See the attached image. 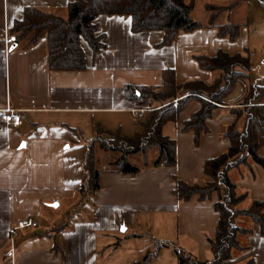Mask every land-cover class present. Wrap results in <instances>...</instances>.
<instances>
[{"label":"crops","instance_id":"obj_1","mask_svg":"<svg viewBox=\"0 0 264 264\" xmlns=\"http://www.w3.org/2000/svg\"><path fill=\"white\" fill-rule=\"evenodd\" d=\"M71 1L0 0V116L6 108L15 109L22 121L11 126L0 118V264H134L155 249L150 264H178L180 249L210 264L208 240L215 239L219 219L214 203L224 189L202 201L193 196L180 202L172 193L174 178L199 185L210 181L203 165L229 147L223 134L234 121L231 111L243 93L241 84L213 110L197 146L193 133L181 127L200 108L198 100H189L177 121L163 125L162 135L175 143L174 167L130 175L104 166L99 189L86 197L77 194L85 182V142L100 130L128 137L142 130L150 106L127 99L125 85L158 87L165 69L173 70L179 84H210L219 73L200 69L194 57L218 51L248 56V39L219 37L220 26L236 25L219 21L220 13L213 19L209 14L203 23L193 19L201 28L179 33L169 45L162 44V31L133 33L129 18L99 16L96 35L102 36L103 47L93 53L80 40L84 69L49 70L45 32L6 47L8 36L16 38L10 30L24 8L63 11ZM229 5L218 6L229 12ZM258 155L264 158V147ZM229 178L246 195L238 209L264 202L260 166L232 169ZM29 217L38 228L11 239L10 228ZM231 221L247 233L238 235L240 248L224 264H264L258 225L245 216Z\"/></svg>","mask_w":264,"mask_h":264},{"label":"trees","instance_id":"obj_2","mask_svg":"<svg viewBox=\"0 0 264 264\" xmlns=\"http://www.w3.org/2000/svg\"><path fill=\"white\" fill-rule=\"evenodd\" d=\"M242 1L244 0H233L227 9ZM256 1L264 11V0ZM193 7V1L188 0H72L63 11L24 8L23 18L15 22L10 34H16L15 40L27 36L36 40L45 32L48 69L81 70L85 64L80 40L83 39L93 53L103 47L100 42L102 36L96 35L98 27L95 20L99 16L129 18L133 33L162 31V44L169 45L179 33L201 28L191 18ZM206 9L215 10L210 5ZM218 36L234 41L239 36V26H220ZM194 58L200 69L216 71L219 76L210 84L193 80L179 84L175 81L173 70L165 69L162 84L158 87L125 85L124 95L127 99L145 102L150 106L146 119L140 122L142 130L130 137L117 132L96 131L93 139L85 142L86 152L82 163L85 182L77 194L86 197L99 189L100 169L97 163L100 158L96 155V149L104 153L106 167L113 172L137 174L142 169L132 166L129 156L151 148H155L158 155L150 168L174 167L175 143L162 135L163 125L177 121L179 113L189 100H198L200 108L181 127L182 132L193 133L194 144L197 146L201 135L208 132L206 121L211 118L213 110L222 104L237 84H241L243 93L234 101L233 105L236 107L231 111L234 121L223 134L229 147L225 153L206 160L203 165V172L210 181L199 185L174 178L175 188L172 191L180 202H188L193 196L202 201L224 189V195L214 203V210L219 215L215 239L208 240L210 264H224L230 259L232 252L240 248L238 235L247 233L233 225V217H248L258 225L260 234L264 236V202L254 200L247 209H238L246 195L238 193L229 178V172L235 168L251 169L252 165H258L264 171V158L258 155V149L264 147V86L250 83L252 66L247 55H229L218 51L212 57L198 55ZM156 252L157 249L147 253L141 261L134 264H150V259ZM176 256L178 264H207L183 249L176 251ZM244 264L254 263L250 260Z\"/></svg>","mask_w":264,"mask_h":264},{"label":"rangeland","instance_id":"obj_3","mask_svg":"<svg viewBox=\"0 0 264 264\" xmlns=\"http://www.w3.org/2000/svg\"><path fill=\"white\" fill-rule=\"evenodd\" d=\"M190 1V0H188ZM194 3L191 12L192 19L205 22L207 16L213 13H220L219 21L234 22L239 26V38L248 39L247 54L250 56L252 70L249 74V81L252 84L264 85V11L260 8L256 0H245L238 7L230 9L229 12L219 9V6H227L233 0H191ZM215 8L211 12L205 9V5ZM219 5V6H218ZM219 9V10H218ZM225 12V13H224ZM242 29L247 36L242 37ZM218 75V72H215ZM96 155L100 158L98 168L101 170L106 166V159H103L104 153L98 149L95 150ZM158 152L155 148L148 149L146 152L135 153L129 156V163L139 169L150 168L156 160ZM147 166L146 168H144ZM144 168V169H143ZM240 170V168H238ZM240 172V171H238ZM241 174V172H240Z\"/></svg>","mask_w":264,"mask_h":264},{"label":"built area","instance_id":"obj_4","mask_svg":"<svg viewBox=\"0 0 264 264\" xmlns=\"http://www.w3.org/2000/svg\"><path fill=\"white\" fill-rule=\"evenodd\" d=\"M15 41L13 36H8L5 40L6 47L12 45ZM138 112H142L143 110H135ZM1 120L4 121L6 124L11 126H19L21 125L22 121L19 116L18 110L6 108L2 111L0 116ZM38 228V222L35 221L34 218L29 217L20 221H17L9 230V237L11 239L16 238L21 232L23 231H32ZM5 255V254H4Z\"/></svg>","mask_w":264,"mask_h":264},{"label":"water","instance_id":"obj_5","mask_svg":"<svg viewBox=\"0 0 264 264\" xmlns=\"http://www.w3.org/2000/svg\"><path fill=\"white\" fill-rule=\"evenodd\" d=\"M15 46H12V48H14ZM57 204H54V206H56Z\"/></svg>","mask_w":264,"mask_h":264}]
</instances>
